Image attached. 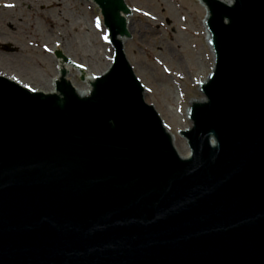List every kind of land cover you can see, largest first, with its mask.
I'll return each mask as SVG.
<instances>
[{
	"label": "water",
	"instance_id": "95a60500",
	"mask_svg": "<svg viewBox=\"0 0 264 264\" xmlns=\"http://www.w3.org/2000/svg\"><path fill=\"white\" fill-rule=\"evenodd\" d=\"M92 1L115 55L87 97L61 65L56 94L0 76V264H264V0L203 1L183 158L118 39L125 1Z\"/></svg>",
	"mask_w": 264,
	"mask_h": 264
},
{
	"label": "rangeland",
	"instance_id": "374dc122",
	"mask_svg": "<svg viewBox=\"0 0 264 264\" xmlns=\"http://www.w3.org/2000/svg\"><path fill=\"white\" fill-rule=\"evenodd\" d=\"M126 2L125 34L118 36L126 39V59L146 89L147 102L178 136L191 127L188 105L205 98L198 83L213 71L205 11L198 0ZM9 47L15 52H8ZM56 52L70 60L69 78L81 87L83 74L99 76L110 68L114 49L94 2L0 0V76L49 92L57 73ZM177 139L187 155L185 138Z\"/></svg>",
	"mask_w": 264,
	"mask_h": 264
},
{
	"label": "bare ground",
	"instance_id": "6f19581e",
	"mask_svg": "<svg viewBox=\"0 0 264 264\" xmlns=\"http://www.w3.org/2000/svg\"><path fill=\"white\" fill-rule=\"evenodd\" d=\"M199 1V3L201 4V6L203 7V9H204V11H205V17H204V20H203V27H204V29H205V38H206V40H207V42L209 43V39H210V32L208 31V18H207V14H206V10H205V6H204V2H203V0H198ZM218 1H220V2H223V3H225V4H228V5H232L233 4V2H234V0H218ZM118 39H120L121 41H122V43L124 44L125 43V40L126 39H124V38H119L118 37ZM209 48H210V46H209ZM210 51H211V53H212V55L214 56V52L212 51V49L210 48ZM123 52H124V50H123ZM124 54H125V52H124ZM125 56H126V54H125ZM127 57V56H126ZM56 62H57V69H58V66L59 65H61V71H66V73H65V78L67 79V83L70 85V88L72 89V91L74 92V93H76L77 95H79V96H85V97H87V91H93L92 90V88L89 86V80H90V77H96V76H98V75H90V74H87V73H85V74H83V82H84V86L83 87H81L79 84H78V82L76 81V80H74V79H70L71 77H70V71L72 70V64L70 65V64H67V62L63 59V58H57V60H56ZM113 65H111L110 66V68L112 67ZM133 69V68H132ZM81 71V70H80ZM79 71V72H80ZM109 70H107V71H105L103 74H101V75H106L107 74V72H108ZM133 73H134V75L136 76V74H135V72H134V70L132 71ZM212 74H213V71H212ZM100 76V75H99ZM70 77V78H69ZM136 78H137V76H136ZM55 79V78H54ZM138 79V78H137ZM138 81H139V79H138ZM140 82V81H139ZM206 82V80L205 81H202V82H199L198 83V85H199V88H200V86L202 85V84H204ZM140 84H142L141 82H140ZM52 86H51V90L49 91V92H45V91H40V93L41 94H56V89H55V80H53L52 81V84H51ZM145 87L143 86V84H142V93H143V96H144V98H145ZM200 90H201V88H200ZM202 91V90H201ZM203 93V92H202ZM204 100H205V102H204ZM145 101H146V103L149 105V106H153L152 104H149V102H147V100H146V98H145ZM200 103H207V101H206V98H203V99H201V100H193V101H191V105H193V104H200ZM154 107V106H153ZM157 111V110H156ZM159 114V113H158ZM187 114H188V116H189V118H190V114H189V110L187 111ZM160 116V115H159ZM161 118V117H160ZM163 125H164V128H165V131L168 133V135L170 136V138H171V141H172V144H173V146H174V148H175V150H176V152L178 153V155L181 157V158H183V157H190V151H189V153L187 154V155H183L182 154V152H181V150H180V148H178L177 147V142H178V139H177V135H175V134H173V132H171V131H169L168 130V128H167V126L163 123ZM189 128H191V127H189ZM188 128V129H189ZM180 137H184V136H180ZM185 138V137H184Z\"/></svg>",
	"mask_w": 264,
	"mask_h": 264
},
{
	"label": "snow or ice",
	"instance_id": "6c2138e0",
	"mask_svg": "<svg viewBox=\"0 0 264 264\" xmlns=\"http://www.w3.org/2000/svg\"><path fill=\"white\" fill-rule=\"evenodd\" d=\"M6 7H11V5H6Z\"/></svg>",
	"mask_w": 264,
	"mask_h": 264
}]
</instances>
